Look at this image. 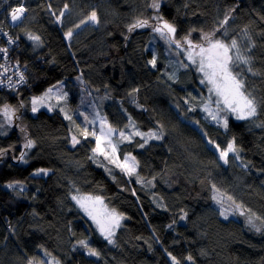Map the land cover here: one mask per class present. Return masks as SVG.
Segmentation results:
<instances>
[{
	"label": "trees",
	"instance_id": "obj_1",
	"mask_svg": "<svg viewBox=\"0 0 264 264\" xmlns=\"http://www.w3.org/2000/svg\"><path fill=\"white\" fill-rule=\"evenodd\" d=\"M6 2L27 9L11 30L27 85L0 91V110H19L15 124L0 135V264H173L172 257L179 264H264V232L240 214L248 210L264 218V127L257 126L264 125V109L253 121L228 116L227 131L216 126L198 108L203 91L194 72L169 75L175 45L150 48L157 16L175 25L177 38L191 32L199 42L201 30L212 32L234 8L225 25L228 38L254 44L247 55L264 73V0H158V11L153 0H0V20ZM93 11L99 22L81 23ZM137 19H147L150 27L130 32ZM30 35L40 38V51ZM76 77L103 98L102 114L113 129L126 132L133 125L161 135L133 136L117 146L121 160L136 158L132 177L109 167L104 157L91 158L95 140L63 116L61 102L34 114L21 106L59 82L73 85ZM246 81L258 99L264 97V75L248 74ZM73 135L80 141L75 147ZM233 138L240 158L229 154L228 163L220 164L206 142L224 148ZM27 140L34 147L24 148ZM38 169L47 175H34ZM74 195L99 197L122 215L113 243L94 232ZM214 196L223 205L232 204L231 196L242 208L233 204L225 219ZM81 241L98 255H89Z\"/></svg>",
	"mask_w": 264,
	"mask_h": 264
},
{
	"label": "snow or ice",
	"instance_id": "obj_2",
	"mask_svg": "<svg viewBox=\"0 0 264 264\" xmlns=\"http://www.w3.org/2000/svg\"><path fill=\"white\" fill-rule=\"evenodd\" d=\"M157 11L160 8V3L158 0H153L151 5ZM67 10V5H65V11ZM27 11L23 5L13 8L10 15L13 23L20 21L24 16V13ZM235 9H230L225 13L224 19L220 22L219 26L215 28L212 32H203L201 30V36L199 42H194L191 38V32L187 33L182 38H177V28L174 24L169 23L163 19V16H157L155 19L159 21L158 24L152 26L153 31L158 33L162 39H164L169 45H175L177 49H180L182 52L186 53L187 64L182 66L187 68L189 66H194L195 69L201 74V84H206L208 86V92L213 94L216 97L214 103L216 104L215 110H211L208 105L204 106V111L208 113L209 117L222 125V127L227 131L228 129V115L231 114L237 121H253L255 117L258 116L259 110L264 109V97L259 99L254 94V90L250 89L246 76L251 74L252 76L264 75L260 73L254 66L253 58L247 53L251 52L252 47H255L254 44L249 46L248 43L241 44L236 38H228V32L225 28V25L228 24L229 19H231V12H234ZM55 15V13H53ZM61 17L64 15V12H60ZM91 21L92 23H98V18L96 12L93 11L87 20L81 21V23H87ZM59 22V17L57 18ZM80 27V25H76ZM150 27L147 19H137L136 23L132 24L129 27V31H133L136 28H145ZM223 30V31H222ZM191 31H196L192 29ZM245 32V38L249 40L250 37H247V29L243 30ZM217 33H220L217 36ZM67 38H71L72 31L66 33ZM29 39L34 41H39L38 36H29ZM11 43V40H9ZM6 48H0V52L7 53ZM153 66H155V59L151 60ZM0 68L4 69V72H7V68L4 65H0ZM3 75V73H0ZM20 81H24L23 74L19 76ZM3 81H0L2 84ZM8 83L11 85V78H8ZM52 93V89L49 88L43 97L33 98L32 103V112L35 113L38 108L37 105L43 104L46 99L49 98ZM211 99V97H209ZM21 106H23L21 104ZM221 113H225L223 117ZM7 123L10 125L12 122V117L15 115V110L8 106L4 105L3 109L0 110ZM66 119H71V117L66 116ZM87 119V118H86ZM258 127H264V125H257ZM4 124L0 123V128H3ZM23 131V129H21ZM6 132H0V135H5ZM116 134V130L111 126H108L106 121L101 123L99 129V134L97 135L96 131H89L85 128L81 135L86 139L89 135L95 140V147L92 149L93 159L98 154L99 156L104 157L110 164L115 165L122 172L131 176L135 173L136 168L138 167L136 158L133 156H125L123 160L117 155V144L113 142V136ZM133 135L144 137V133L134 132ZM119 136L123 139H128L125 136L124 132H119ZM150 138H157L155 133H149ZM146 142V141H145ZM73 147L80 141L76 138L75 135L72 136ZM209 144L213 145L215 150L219 152V159L222 160L225 164L228 163L229 154L235 159H239V148L236 144L235 138L227 143L226 147L221 148L220 145L215 144L212 140L208 141ZM143 145H141L142 147ZM34 147V142L32 140H27L24 144V148L30 149ZM4 150H0L3 152ZM26 153H21L20 160L25 161ZM103 166V165H98ZM105 171L111 172L110 169L105 168ZM44 173L47 175L46 169H38L34 175H39ZM139 182V178H138ZM8 187H13L14 185L9 184ZM215 188V185H213ZM218 191V190H217ZM72 199L80 206L81 209L94 221L97 225V228L100 231V234L108 241V243H113L111 237L114 235V229L120 227V220L123 219L122 216L118 215L115 210L110 212L105 210L104 212H97L94 208V205L97 203L102 204L103 202L99 197L93 198L92 196H72ZM214 200H217V203L223 206V201L213 197ZM227 200L236 206L237 209L242 208V205L236 204L231 196H227ZM247 213V222L251 228L256 232H264V218L256 216L255 213H252L248 210L241 211V215ZM221 215L225 219L228 218L226 212L222 211ZM184 217H181L183 219ZM256 221L260 222V226H257ZM81 244L88 248V254L92 256L98 255V253L89 248L85 241H81ZM191 260V257H188ZM173 264H179V261L175 257H172ZM29 264H32V261H29Z\"/></svg>",
	"mask_w": 264,
	"mask_h": 264
},
{
	"label": "rangeland",
	"instance_id": "obj_3",
	"mask_svg": "<svg viewBox=\"0 0 264 264\" xmlns=\"http://www.w3.org/2000/svg\"><path fill=\"white\" fill-rule=\"evenodd\" d=\"M89 22L92 23L91 21H89ZM154 36L155 37L153 38V42L151 43L150 48L155 50L157 43L161 44V45L166 44L167 47L172 46V45H169V43H167L164 39H162L158 33L156 35H154ZM30 41L32 42L31 43L32 48L35 49L36 52L41 50V45H40V43L38 41H34V40H31V39H30ZM171 53H172L171 54L172 55V59L169 61V68L168 69H169V73H170L169 75L171 77H174L177 74L178 71H180L181 69H186L182 65L183 64H187L188 62H187V60L185 58L186 53L182 52L180 49H177L175 47V48L171 49ZM187 68L191 69L194 72V74L196 75V78H198L199 85L202 87V91H203V97L202 98L203 99L200 101L198 108L200 109L201 113L209 121H211V123L215 124L216 126L222 127L221 124L213 121L209 117L208 113L203 110L205 105H208L211 110H215L216 104L214 103V101L216 100V97L213 94L208 92V86L206 84H201L200 83L201 74L195 69V67L194 66H189ZM171 79L173 80L175 78H171ZM66 84H67V88H66ZM66 84L63 83V82H59V83L55 84L54 86H52L51 87L52 93L50 94L49 98L44 101L43 104L37 105L38 110L43 109V110H46V111H51L54 108V106H53V102L54 101L61 102V104H59L58 106H60V111H61V113L63 114L64 117H66V116L71 117V119H67L69 122L73 123L75 126H77L79 128H83V129H85V128L86 129H88V128H97V129H95V131H96V133L98 135L99 134V129L101 127V123L103 121H107L105 116L102 114V107L104 105L103 98H101L99 96L91 95L89 93V90L87 89V87L83 84L82 79L80 77L74 78L73 85H69L68 83H66ZM47 91H48V89H47ZM45 93L46 92H43L42 94L37 95V96H30L29 97L30 101L28 102V105L26 103L23 104L24 109L27 110L28 112H30L31 114H34L32 112V103H31L32 99L33 98H38V97H43L45 95ZM209 97H211V99H209ZM184 101L187 102L188 100L185 99ZM186 104L188 105V103H186ZM18 112H19V110L17 108H15V113L16 114L12 117L13 124H15L16 118H19ZM224 115H226V114L225 113H221L222 117ZM227 115L234 118V116H232L231 114H227ZM181 118L183 120H185L183 117H181ZM0 123L4 124V127L0 128V130L2 132H5L8 123H7L5 117L2 114H0ZM189 123L192 126H194L196 129L198 128L196 123H193V122H189ZM127 130L128 131H126V132L123 131V132H124L125 136L128 137V139L121 138L119 136V132H121V131L116 130V134L113 136V142L116 143L117 146L120 145L121 143L125 142V141L127 142L133 136H137V135H133L132 134V133L138 131L135 126L130 125ZM138 132H140V131H138ZM149 133H155L156 134L157 138H151V139H160L161 138V135L157 131H152V132L144 133L145 134L144 135V137H145L144 139L150 138L148 136ZM206 143H207L208 147H210L214 151V153L216 154L219 163L225 165V163L222 160L219 159V152H217L215 150L213 145L209 144L208 142H206ZM96 156L100 157L101 160L103 159L102 156H99L98 154ZM107 163H108L109 167H112L114 169L120 170L119 168L115 167V165L110 164L108 161H107ZM39 175H45V174L41 173ZM133 175H131L129 177H132ZM18 189L22 190L23 187L19 186ZM74 202L77 205V207L82 211V213L90 220L94 232L99 237L104 239V237L100 234V231L97 228V225L94 223V221L85 213V211L83 209L80 208V206L76 203V201H74ZM94 208H95V210L97 212H101V213L104 212L105 210H107L109 212L111 211L110 209L105 207L103 205V203L102 204H100V203L95 204ZM234 208L235 207H234L233 204H228L225 201V205H223V209L222 210L224 212H226L227 216H232L233 213H234L233 212ZM117 214L122 216L119 213H117ZM121 220H120V224H121ZM117 229L118 228L114 229V235L111 237L112 241L114 239V236L116 234ZM104 240L108 243V241L106 239H104ZM108 244H110V243H108Z\"/></svg>",
	"mask_w": 264,
	"mask_h": 264
},
{
	"label": "built area",
	"instance_id": "obj_4",
	"mask_svg": "<svg viewBox=\"0 0 264 264\" xmlns=\"http://www.w3.org/2000/svg\"><path fill=\"white\" fill-rule=\"evenodd\" d=\"M8 4L9 2L5 3L3 9H7V11H5L4 19L0 20V48H6L8 50L7 53L0 52V65H4L5 68H7L6 73L3 68H0V73H3V75H0V81H3V83L0 84V91H14L27 85V67L17 56V43L15 41V36L11 32L13 28L17 27L22 22L27 11L20 21L13 23L10 13L13 8L19 6L11 8L7 6ZM9 40H11V43H9ZM20 74H23L24 81H20ZM8 78H11V85L8 83Z\"/></svg>",
	"mask_w": 264,
	"mask_h": 264
},
{
	"label": "clouds",
	"instance_id": "obj_5",
	"mask_svg": "<svg viewBox=\"0 0 264 264\" xmlns=\"http://www.w3.org/2000/svg\"><path fill=\"white\" fill-rule=\"evenodd\" d=\"M20 24H21V23H20ZM20 24H19V25H20ZM19 25H18V26H19ZM15 28H16V27H15Z\"/></svg>",
	"mask_w": 264,
	"mask_h": 264
},
{
	"label": "flooded vegetation",
	"instance_id": "obj_6",
	"mask_svg": "<svg viewBox=\"0 0 264 264\" xmlns=\"http://www.w3.org/2000/svg\"><path fill=\"white\" fill-rule=\"evenodd\" d=\"M16 114V113H15ZM19 114V113H18Z\"/></svg>",
	"mask_w": 264,
	"mask_h": 264
}]
</instances>
